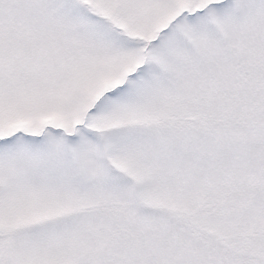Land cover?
<instances>
[{
    "label": "snow or ice",
    "instance_id": "obj_1",
    "mask_svg": "<svg viewBox=\"0 0 264 264\" xmlns=\"http://www.w3.org/2000/svg\"><path fill=\"white\" fill-rule=\"evenodd\" d=\"M0 264H264V0H0Z\"/></svg>",
    "mask_w": 264,
    "mask_h": 264
}]
</instances>
